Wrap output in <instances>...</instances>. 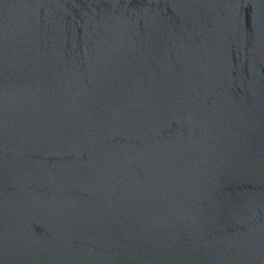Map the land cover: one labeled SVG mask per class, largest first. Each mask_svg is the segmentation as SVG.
Wrapping results in <instances>:
<instances>
[{
  "label": "water",
  "instance_id": "obj_1",
  "mask_svg": "<svg viewBox=\"0 0 264 264\" xmlns=\"http://www.w3.org/2000/svg\"><path fill=\"white\" fill-rule=\"evenodd\" d=\"M0 264H264V0H0Z\"/></svg>",
  "mask_w": 264,
  "mask_h": 264
}]
</instances>
